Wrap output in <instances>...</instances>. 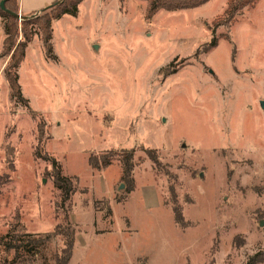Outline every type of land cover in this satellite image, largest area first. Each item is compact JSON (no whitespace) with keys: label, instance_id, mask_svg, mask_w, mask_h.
<instances>
[{"label":"rangeland","instance_id":"1","mask_svg":"<svg viewBox=\"0 0 264 264\" xmlns=\"http://www.w3.org/2000/svg\"><path fill=\"white\" fill-rule=\"evenodd\" d=\"M228 1L147 20L145 0H82L51 22L50 52L34 29L17 70L28 108L4 78L0 17V264H56L63 237L33 240L66 224L68 264L264 254V0L233 18ZM51 159L72 178L65 203Z\"/></svg>","mask_w":264,"mask_h":264},{"label":"trees","instance_id":"2","mask_svg":"<svg viewBox=\"0 0 264 264\" xmlns=\"http://www.w3.org/2000/svg\"><path fill=\"white\" fill-rule=\"evenodd\" d=\"M1 1V0H0ZM82 0H58L52 3V6L48 9L41 11L40 15L29 18L26 20L18 21L14 17L7 15L0 8V17L6 19L4 24V40H3V53L9 54V60L4 67V78L8 84L11 97H13L18 103L28 108V101L23 98L20 86L18 84L17 70L25 56V50L33 37L34 29L41 32L44 39V45L47 48V52H50L51 45V22L59 20L63 15L75 16L77 13V6ZM147 1L146 18L147 20L152 18L158 11L164 10L168 12H174L179 10H188L198 8L210 0H145ZM258 0H229L226 13H232L231 18L235 13L243 8H252ZM5 8L14 14H18L19 7L17 0H7L5 2ZM17 42V43H16ZM216 46V39L213 38L209 43L207 49L210 50ZM14 47V48H13ZM132 157L128 156L121 161L123 174L122 179H126L130 176L132 170L131 164ZM111 161H104L99 165L97 161L89 162L90 166L95 169L100 167H106L110 165ZM51 163L55 165V173L53 175V185L60 192L62 203L67 202L74 192L72 178L62 175V169L59 164L51 159ZM174 216V222L181 226L180 219L181 214L176 208H171ZM62 236L63 237V249L61 250V257L57 258L56 264H68L71 257V251L74 244V230L69 224L64 227L57 225L53 232L49 233L44 239H35L33 243L44 242L49 240L50 236ZM17 239L12 242L5 243L7 249H19ZM264 254H255L249 259L248 264H255V262H263Z\"/></svg>","mask_w":264,"mask_h":264},{"label":"water","instance_id":"3","mask_svg":"<svg viewBox=\"0 0 264 264\" xmlns=\"http://www.w3.org/2000/svg\"><path fill=\"white\" fill-rule=\"evenodd\" d=\"M7 0H1L0 1V8H1V10L3 11V12H5L7 15H10V16H12V17H14L15 19H17L18 21H22V20H26V19H29V18H34L33 16L34 15H30L29 17L28 16H23V15H21V14H14V13H12L11 11H9V10H7L6 8H5V2H6ZM60 1V0H59ZM52 6V4L51 5H49V6H47L45 9H48V8H50ZM44 10V9H43ZM261 107L262 108H264V101H262L261 102Z\"/></svg>","mask_w":264,"mask_h":264},{"label":"crops","instance_id":"4","mask_svg":"<svg viewBox=\"0 0 264 264\" xmlns=\"http://www.w3.org/2000/svg\"><path fill=\"white\" fill-rule=\"evenodd\" d=\"M55 1H58V0H43L42 1V3H43L42 5L49 6L52 3H54ZM17 4H18V7H19V14H21L23 16L32 15V14H34V13H36L38 11V10H29L28 12H23V8H22L23 0H17Z\"/></svg>","mask_w":264,"mask_h":264}]
</instances>
